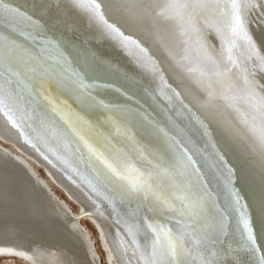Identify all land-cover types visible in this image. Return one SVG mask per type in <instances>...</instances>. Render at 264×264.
Returning a JSON list of instances; mask_svg holds the SVG:
<instances>
[{
  "label": "bare ground",
  "instance_id": "6f19581e",
  "mask_svg": "<svg viewBox=\"0 0 264 264\" xmlns=\"http://www.w3.org/2000/svg\"><path fill=\"white\" fill-rule=\"evenodd\" d=\"M172 2L95 0L94 10L92 0H0V38L12 50L0 85L14 101L0 106V138L84 212L72 215L0 147V257L98 264L80 224L91 218L112 264H145L152 229L161 244L177 230L161 200L187 198L199 234L186 237L184 259L264 264V0H202L181 13ZM122 3L153 8L133 20ZM50 66L61 69L51 79ZM144 181L149 191L122 195Z\"/></svg>",
  "mask_w": 264,
  "mask_h": 264
},
{
  "label": "snow or ice",
  "instance_id": "6c2138e0",
  "mask_svg": "<svg viewBox=\"0 0 264 264\" xmlns=\"http://www.w3.org/2000/svg\"><path fill=\"white\" fill-rule=\"evenodd\" d=\"M94 10L100 8V4L95 3ZM83 6V5H82ZM126 11L130 18L133 20H139L145 17L148 10L153 8V5L148 3H122L118 5ZM176 13H181L187 9H198L207 7V4L202 2V0H173V2L168 6ZM111 27V25H109ZM12 59L11 48L6 49L3 39L0 38V64L9 63ZM50 75L49 79L57 75L61 69L57 66H50L48 69ZM14 103L11 91L4 85H0V106H9ZM261 143L264 145V136L261 137ZM186 154L181 155L180 164L185 168V170L192 167L191 158L186 157ZM109 170L119 179L127 178V168H122L120 164L112 163L107 164ZM194 171L195 170L193 169ZM131 187L127 192L122 193V195L132 196L137 192H147L151 189V185L144 181L141 185L139 183L130 182ZM195 185L190 184V188H194ZM203 200V198H202ZM161 202L167 206V210L178 214L176 220L177 230L173 232L172 229H165V240L166 243H160V235L155 229H152L153 238L150 241L149 251L147 253V258L145 264H192L190 260H186L183 257L187 254L186 249V237L195 236L199 234L198 228L195 226V220L192 218L195 214V209L198 206L193 202L187 200V198L182 199L179 203L175 201H170L166 198L162 199ZM201 210H203V204L199 205ZM187 217V218H186ZM183 224V228L180 225ZM151 227V225H149ZM249 234L251 238V228H249Z\"/></svg>",
  "mask_w": 264,
  "mask_h": 264
},
{
  "label": "rangeland",
  "instance_id": "374dc122",
  "mask_svg": "<svg viewBox=\"0 0 264 264\" xmlns=\"http://www.w3.org/2000/svg\"><path fill=\"white\" fill-rule=\"evenodd\" d=\"M1 126V125H0ZM2 139V138H1ZM0 139V147L6 151H9L13 156H18L27 161L31 167L35 170L38 178L43 180L53 192V194L58 197V199L63 202L71 211L72 215H80L83 211L82 208L76 203L69 194H67L64 189L60 187L57 181L54 179L52 174L47 173L44 165L39 163V161L34 160L24 151H22L14 142L2 141ZM70 197H69V196ZM84 213V212H83ZM81 226L89 234V237L92 241L94 251L96 253V259L98 264H112V255L110 249L105 243L104 237L100 230L99 225L93 221L91 218H86L80 221ZM0 264H30L25 260L20 259L19 257H9L1 256Z\"/></svg>",
  "mask_w": 264,
  "mask_h": 264
},
{
  "label": "water",
  "instance_id": "95a60500",
  "mask_svg": "<svg viewBox=\"0 0 264 264\" xmlns=\"http://www.w3.org/2000/svg\"><path fill=\"white\" fill-rule=\"evenodd\" d=\"M1 139V138H0ZM2 140V139H1ZM2 141H4V140H2Z\"/></svg>",
  "mask_w": 264,
  "mask_h": 264
}]
</instances>
